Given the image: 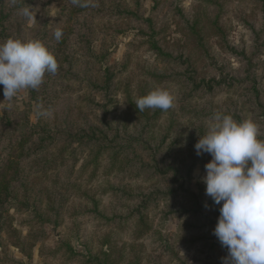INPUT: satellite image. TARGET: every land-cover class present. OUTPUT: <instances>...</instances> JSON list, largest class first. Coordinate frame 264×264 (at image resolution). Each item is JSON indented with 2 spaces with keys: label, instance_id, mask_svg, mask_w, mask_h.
Wrapping results in <instances>:
<instances>
[{
  "label": "rangeland",
  "instance_id": "1",
  "mask_svg": "<svg viewBox=\"0 0 264 264\" xmlns=\"http://www.w3.org/2000/svg\"><path fill=\"white\" fill-rule=\"evenodd\" d=\"M9 37L59 67L0 85V264H223L195 144L217 111L264 139V0H0ZM155 88L173 106L139 111Z\"/></svg>",
  "mask_w": 264,
  "mask_h": 264
},
{
  "label": "clouds",
  "instance_id": "2",
  "mask_svg": "<svg viewBox=\"0 0 264 264\" xmlns=\"http://www.w3.org/2000/svg\"><path fill=\"white\" fill-rule=\"evenodd\" d=\"M72 2L79 4L80 0ZM20 12L31 17L27 7ZM54 37L59 41L62 31L56 30ZM58 67L55 56L38 39L9 37L0 42L4 99L12 100L22 89H38L45 73L55 75ZM173 99L168 90L155 88L138 97L135 106L139 111H166L173 106ZM259 135L252 119L237 121L217 111L195 144L197 155L212 157L202 180L206 195L221 205L213 234L227 249L223 264H264V139Z\"/></svg>",
  "mask_w": 264,
  "mask_h": 264
},
{
  "label": "trees",
  "instance_id": "3",
  "mask_svg": "<svg viewBox=\"0 0 264 264\" xmlns=\"http://www.w3.org/2000/svg\"><path fill=\"white\" fill-rule=\"evenodd\" d=\"M154 44H155L156 49L159 50V51H161V47L157 44V42H155ZM65 243H66V242H65ZM65 243H63V245H64ZM64 247H68V248H69L68 245H65ZM70 251H71V252H74V250H73L72 247H70ZM92 257H93V258H92ZM95 261H98L97 264H104L103 261H99V259H98V257H97L96 254H95V256L92 255V256L89 258V261H88V262L91 263V264H93Z\"/></svg>",
  "mask_w": 264,
  "mask_h": 264
}]
</instances>
